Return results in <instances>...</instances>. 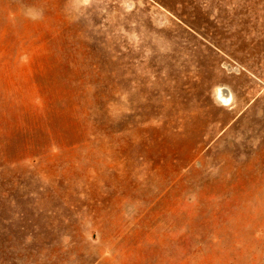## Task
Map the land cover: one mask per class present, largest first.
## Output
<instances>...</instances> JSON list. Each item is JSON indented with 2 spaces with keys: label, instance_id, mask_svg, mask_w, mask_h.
I'll return each mask as SVG.
<instances>
[{
  "label": "rangeland",
  "instance_id": "obj_1",
  "mask_svg": "<svg viewBox=\"0 0 264 264\" xmlns=\"http://www.w3.org/2000/svg\"><path fill=\"white\" fill-rule=\"evenodd\" d=\"M0 264H264V0H0Z\"/></svg>",
  "mask_w": 264,
  "mask_h": 264
},
{
  "label": "bare ground",
  "instance_id": "obj_2",
  "mask_svg": "<svg viewBox=\"0 0 264 264\" xmlns=\"http://www.w3.org/2000/svg\"><path fill=\"white\" fill-rule=\"evenodd\" d=\"M218 96L225 103H228L231 100V93L229 91L224 92L222 90L220 91Z\"/></svg>",
  "mask_w": 264,
  "mask_h": 264
}]
</instances>
